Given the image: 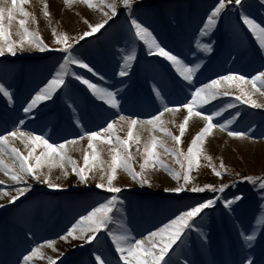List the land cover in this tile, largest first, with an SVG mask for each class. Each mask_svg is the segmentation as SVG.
Returning a JSON list of instances; mask_svg holds the SVG:
<instances>
[{
  "label": "snow or ice",
  "instance_id": "1",
  "mask_svg": "<svg viewBox=\"0 0 264 264\" xmlns=\"http://www.w3.org/2000/svg\"><path fill=\"white\" fill-rule=\"evenodd\" d=\"M29 3L30 0H0V58H15L18 54L31 55L38 52L58 53L59 59L49 77L24 99L20 107L23 115L13 122L11 128L0 131V173L16 185L13 191L0 192V197L15 204L32 190L31 182L46 185L54 191L64 190L62 184L53 181L51 172L59 168L67 178L69 166L71 174L77 178V184L87 187L94 183L96 189L108 195H101L83 213L73 217L61 230L63 234L58 233L56 239L44 238L41 243L31 230L25 233L30 246L20 254L16 264H39L41 261L45 264H65V254L57 248L58 241L68 244L76 241L78 243L74 246L81 250L88 246L87 264H173L170 253L174 246L178 247L185 240H191V233L195 232L202 243L207 241L208 237L202 225L196 222L197 218L203 221L204 216L201 214L205 210L215 209L221 202L228 214L234 216L240 250L244 252L240 264H264V175L241 176L229 169L223 158H219L217 165L207 148L209 139L217 132L234 140L256 142V125L240 128L241 113L238 110L229 113L227 117L224 113L236 108V102L253 109H264V100L258 101L256 98H264V63L254 74L229 71L217 74L207 82L197 80L198 74L203 75L201 69L204 66L197 52L214 51L221 31L220 25L225 17H234L231 38L243 43L250 36L256 46V54L264 61V0H257L258 12L255 13L248 0H213L186 52L171 48L159 40L154 34L155 30L145 23L143 16L154 10V5L147 0H63L68 9L81 5L93 13H99V19L92 22L84 18L86 30L78 35H70L52 27L51 43H46L41 33L30 26L37 24V20L25 7ZM42 12L50 24L52 14L47 0L43 2ZM121 18L128 26L127 37L119 50L121 62L118 70L113 78H109L81 54L79 48L84 47L87 38L96 34L103 35ZM96 38L99 39V36ZM204 38H207V42H204ZM138 47L146 50V57L162 58L163 62H167L174 85L190 89L183 101L172 105L167 99L165 85L151 77L149 99L153 103L158 101L159 107L147 119H141L135 114H123V106L129 103V86L123 78L131 79L133 65L139 60ZM156 62L161 63L159 60ZM146 63L153 62L146 60ZM80 85L84 86L86 102L112 112V117L107 118L97 130L86 128L79 111L80 105L74 95L70 94L71 89L79 90ZM229 96L232 100L223 107L212 104L220 97ZM0 97L9 106L16 103L11 85L2 81ZM49 101L53 104L61 102L65 111L70 112L71 122L81 129L75 138L54 140L55 128L50 130L51 134L26 130L28 121L35 122L40 112L49 107ZM208 105L212 107L208 108ZM166 114L171 117L181 114L182 121L175 124L174 119L165 120ZM217 118H222V122ZM196 120L202 121V126L191 137L185 151L182 148L183 138L190 124ZM169 124L175 125L179 134H174ZM125 126L126 135L121 136L119 133ZM143 130H150L151 135L141 151ZM259 138L264 139V131L259 133ZM85 140L87 144L83 152V164L79 165L69 154L68 146L78 145ZM167 140L172 142V146H169ZM17 142L24 146L26 154L16 146ZM99 145L109 146L110 161L102 158ZM133 145L136 155L142 157L139 171L133 163L136 159L132 152ZM164 154L170 156L179 165V169L166 163L162 159ZM202 167L210 169L211 174L220 179L219 185H200L195 182L193 172H198ZM160 169L175 181V186L165 187L160 193L163 199L183 200L191 194L203 193H211L212 196L178 210L166 222L146 234H134L127 223V198H121L125 188L117 183L119 173L122 171L141 188H151L153 183L150 174ZM95 173H99V176ZM233 176L234 179L225 182V177ZM238 183L250 185L252 193L257 197L256 208L247 226L237 213L247 212L248 195L243 191L232 193L231 196L224 195L227 190L236 188ZM0 185H5V181L0 180ZM3 207L5 205L0 204V208ZM49 250L56 255H50ZM182 264L192 262L185 258Z\"/></svg>",
  "mask_w": 264,
  "mask_h": 264
},
{
  "label": "rangeland",
  "instance_id": "2",
  "mask_svg": "<svg viewBox=\"0 0 264 264\" xmlns=\"http://www.w3.org/2000/svg\"><path fill=\"white\" fill-rule=\"evenodd\" d=\"M43 2L44 0H30V3L25 7L33 13L37 20V24L30 26L41 33L46 43H51L53 40L52 27H57L59 31H66L70 35H78L81 31L86 30V25L83 23L84 18H88L92 22L99 19V13H93L81 5L68 9L63 0H47L52 14L51 23L49 24V21L43 16ZM147 2L154 5V10L143 16L145 23L155 30L154 34L158 36L159 40L171 48H179L186 52L191 46L190 41L197 33L198 27L201 26L202 19L209 6L212 5L213 0H147ZM248 2L252 5L251 10L254 13L258 12L257 0H248ZM76 13H79V15H76ZM233 21L234 17H225L221 22V31L217 37L218 43L214 45L212 53L197 52V55L204 61V66L201 69L203 75L198 74V82H207L209 78H215L217 74H226L229 71L254 74V71L264 63L256 54V46L250 36L243 43L231 38ZM127 27V24L121 18L103 35L96 34L87 38L88 42L86 44L82 41L84 47L79 48V52L88 60H91L103 74L113 78L114 73L118 70V64L121 62L119 50L124 46ZM97 36H99V39L96 38ZM204 42H207V38H204ZM137 51L139 60L133 65L134 72L131 79L123 78L129 86L127 89L129 103L123 106V114H135L141 119H147L159 107L158 101L153 103V100L149 99L151 77H155L165 85L167 99L172 102V105L183 101L190 89L173 84L171 70L167 68V62H163L162 58L146 57V50L140 47ZM232 57H238V59L233 60ZM58 59V53L38 52H33L31 55L28 53L18 54L15 58H0V81L11 85L16 100L14 106H9L6 104L5 99L0 97V131L11 128L13 122L23 115L20 107L24 99L42 81H45V78L49 77ZM146 60L153 63H146ZM158 60L161 63H157ZM88 76L90 77L91 74H88ZM115 79L121 78L115 77ZM175 79L179 78L175 77ZM197 86H199L198 83ZM70 94L74 95L80 105L79 111L83 118L82 122L87 129L97 130L104 125L107 118L112 117L111 111L106 112L86 102L84 86L80 85L79 90L71 89ZM256 98L258 101L264 100V98ZM231 100V96L220 97L212 104L223 107L225 103ZM96 103L99 104L98 101ZM236 103L237 107L229 109L224 113V116L227 117L229 113L238 110L241 113L240 128L249 125L257 126L256 142L234 140L228 138L224 133L217 132L208 141L209 154L213 155L214 162L217 165L219 164V158H223L228 168L234 173H240L241 176L264 175V139L259 138V133L264 131V109H253L239 102ZM48 105L47 109L40 112L35 122L28 121L26 130L34 129L37 133L43 131L45 134H51L50 130L55 128L56 133L52 137L54 140L75 138L81 132V129L71 122L70 112L65 111L63 104L59 101L56 104L49 101ZM207 107L211 108L212 105ZM164 119H174L175 124H179L182 121V115L178 114L171 117L166 114ZM217 119L222 122V118ZM201 126L202 121L199 120L190 124L182 143V148L185 151L191 137ZM168 127L174 134H179L175 125L169 124ZM233 127H236V125ZM126 131L125 126L119 134L125 136ZM150 135V130L142 131L141 151L144 143L149 141ZM157 135L160 134L157 133ZM167 143L172 146L170 140H167ZM86 144L85 140L78 145L68 146L69 154L79 165L83 164V152L86 149ZM16 146L19 148L18 143ZM99 149L102 151V158L105 161H110L109 146L99 145ZM23 151L26 154L24 148ZM132 152L136 155L135 145L132 147ZM162 159L170 166L179 169V165H176L174 160L167 154H164ZM141 162L142 157L136 155L133 163L137 171H139V163ZM51 175L54 182L64 186V190L54 191L46 185L31 182L32 190L30 192L21 197L14 206L6 209V212L1 213L0 211V264H13L11 259L13 254L10 261L7 249L13 250V253L18 252L17 255L19 256L24 252L23 248L28 244L25 233L29 231V228H31V232L35 233V238H39L36 240L41 243L44 238L56 239L58 233L63 234L61 230L69 224V221L73 220V217L83 213L89 205L100 199L101 195H108L96 189L94 183L87 187L77 184V178L71 174L70 166L67 178L62 175L59 168L53 169ZM95 175L98 177L99 173H95ZM58 176L60 177L59 180L56 179ZM193 176L196 177L195 182L200 185L205 183L219 185L221 182L206 167H202L198 172H193ZM2 177L5 176L0 173V178ZM150 178L153 187L148 188L145 186L141 188L122 171L119 173L117 183L125 188L121 198H127V223L134 230V234H146L147 231L154 230L155 227L166 222L178 210L193 204L197 200L212 196L211 193H203L191 194L190 197L183 200L163 199L160 193L163 192L165 187L175 186V181L162 169L152 172ZM234 178L235 176L225 177L224 180L230 182ZM68 182H70V185ZM73 182L75 183L71 185ZM15 187L11 186L5 190L13 191ZM238 191H243L248 195L247 212L237 213L244 225L247 226L251 220L252 212L256 208L257 197L252 193L251 186L246 183H238L236 188L227 190L224 195L231 196L232 193ZM77 196H80V199H76ZM205 213L201 214L204 216L203 221L198 217L196 222L202 225L203 231L208 237L207 241L202 243L195 232L191 233V240H185V243L179 244L178 247L174 246V250L170 253L173 264H182L185 258L190 260L192 264H240L244 252L240 250L237 230L233 223L234 216L228 214L227 210L222 207V202L218 203L215 209L205 210ZM16 222L25 226L26 230ZM59 246L66 248L70 244L57 242V248L63 252ZM49 254L56 255L50 250ZM87 260L88 246H85V249L76 253L75 257L65 260V264H87ZM41 263L45 264L43 261Z\"/></svg>",
  "mask_w": 264,
  "mask_h": 264
},
{
  "label": "bare ground",
  "instance_id": "3",
  "mask_svg": "<svg viewBox=\"0 0 264 264\" xmlns=\"http://www.w3.org/2000/svg\"><path fill=\"white\" fill-rule=\"evenodd\" d=\"M17 143H18L19 148L23 151L24 146L22 144H20L19 142H17ZM0 180H4L5 181V185H0V189H1L0 192L5 191V189L10 188L11 186H16V185L13 184V182H11V180L6 179L5 177L0 178ZM74 183L75 182L71 183V185L74 184ZM64 184H65V182H64ZM68 184L70 185V182H68ZM0 204H4L5 205V207L0 208L1 213L6 212V209L10 208L11 206H14V204L8 203L7 202V198H5V197H0ZM16 223L19 224L20 227H22V228H24L26 230V227L25 226L21 225L19 222H16ZM28 230H31V228H29ZM36 239H39V238L37 237ZM26 241H28V244L23 248V250L27 249L30 246L29 240L26 239ZM75 244H77L76 241H74L73 243H71L70 246H68L66 248H63L62 246H59L63 250V253L65 254L64 255V260L67 261L70 258L75 257L76 256V253H78L81 250L79 248H76L74 246ZM17 253L18 252L13 253V257L11 258L13 264H16V260H17V258L19 256V255H17ZM16 255H17V257H16ZM40 264H42V263L40 262Z\"/></svg>",
  "mask_w": 264,
  "mask_h": 264
}]
</instances>
